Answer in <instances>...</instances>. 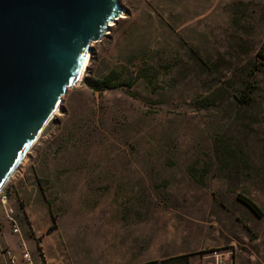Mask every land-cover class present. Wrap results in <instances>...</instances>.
<instances>
[{"label":"rangeland","instance_id":"rangeland-1","mask_svg":"<svg viewBox=\"0 0 264 264\" xmlns=\"http://www.w3.org/2000/svg\"><path fill=\"white\" fill-rule=\"evenodd\" d=\"M119 3L0 199L73 246L109 222L132 250L264 264V215L237 198L264 211V0Z\"/></svg>","mask_w":264,"mask_h":264},{"label":"water","instance_id":"water-1","mask_svg":"<svg viewBox=\"0 0 264 264\" xmlns=\"http://www.w3.org/2000/svg\"><path fill=\"white\" fill-rule=\"evenodd\" d=\"M124 11L119 0H0V192Z\"/></svg>","mask_w":264,"mask_h":264},{"label":"crops","instance_id":"crops-1","mask_svg":"<svg viewBox=\"0 0 264 264\" xmlns=\"http://www.w3.org/2000/svg\"><path fill=\"white\" fill-rule=\"evenodd\" d=\"M7 196L0 199V264H201L199 257L177 259L184 254L163 253L160 245L147 241L136 244L132 250L129 241H124V233L118 226L122 224L100 223L91 225L90 244H71L73 239H57L55 231H48L47 223L37 227L35 212H31L32 202L24 207H13V222L8 215ZM17 229V231L14 230ZM7 250L13 255L11 262ZM52 252L54 255L52 256Z\"/></svg>","mask_w":264,"mask_h":264},{"label":"trees","instance_id":"trees-1","mask_svg":"<svg viewBox=\"0 0 264 264\" xmlns=\"http://www.w3.org/2000/svg\"><path fill=\"white\" fill-rule=\"evenodd\" d=\"M113 79V73H111L110 75H108L107 77H105L104 80V84L107 87H114L115 85L111 84V81ZM90 87L94 90H97L96 86L90 85ZM237 198L244 204L246 205L250 210H252V212L258 216V217H262L264 215V211L262 209V207L252 198H250L248 195L242 194V193H238L237 194ZM188 257L187 255H182L179 256L177 259L179 260V262H181L182 260H186Z\"/></svg>","mask_w":264,"mask_h":264},{"label":"built area","instance_id":"built-area-1","mask_svg":"<svg viewBox=\"0 0 264 264\" xmlns=\"http://www.w3.org/2000/svg\"><path fill=\"white\" fill-rule=\"evenodd\" d=\"M12 212H13V210L8 209V215L10 216V219H11L12 222H13ZM13 224H14V222H13ZM14 230L17 231L16 228H14ZM6 254L9 256V258H10V260H11L12 263L15 262V259H14L13 255L11 254V252H10L9 250H7ZM219 264H226V263H223V262L221 261Z\"/></svg>","mask_w":264,"mask_h":264},{"label":"bare ground","instance_id":"bare-ground-1","mask_svg":"<svg viewBox=\"0 0 264 264\" xmlns=\"http://www.w3.org/2000/svg\"><path fill=\"white\" fill-rule=\"evenodd\" d=\"M87 59H88V57L86 58V61H87ZM86 61H85V63H86ZM85 63H84V65H85ZM83 69H84V66H83L82 69H81V72H80V75H79V78H78L76 84H78V83L81 81V77H82V71H83ZM76 84H75V85H76ZM57 110H58V109H56L55 112H56ZM54 114H55V113H54Z\"/></svg>","mask_w":264,"mask_h":264}]
</instances>
